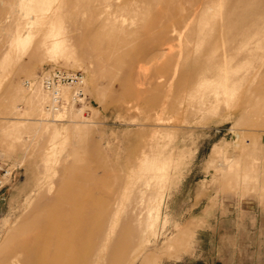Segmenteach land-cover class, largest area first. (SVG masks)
<instances>
[{
  "label": "rangeland",
  "instance_id": "rangeland-1",
  "mask_svg": "<svg viewBox=\"0 0 264 264\" xmlns=\"http://www.w3.org/2000/svg\"><path fill=\"white\" fill-rule=\"evenodd\" d=\"M56 68L86 97L54 114ZM0 154V254L40 234L53 253L46 224L80 202L85 264H264V0H0Z\"/></svg>",
  "mask_w": 264,
  "mask_h": 264
},
{
  "label": "bare ground",
  "instance_id": "bare-ground-1",
  "mask_svg": "<svg viewBox=\"0 0 264 264\" xmlns=\"http://www.w3.org/2000/svg\"><path fill=\"white\" fill-rule=\"evenodd\" d=\"M46 17L47 15L44 16V18ZM34 21H39V19L35 18ZM97 36L99 35L97 34ZM107 36L110 38L109 45L112 48V54L110 55L111 59L116 58V62L118 64H123L125 62V59H123L122 56L127 59H131L129 58V54L127 53L128 44L126 43L127 34H125V31L116 29L115 31L107 34ZM60 45L61 43L59 41L55 42L54 50H58L60 48ZM161 56L162 54H159V52H157L152 55L151 58L156 59L161 58ZM144 58L145 57L143 54L132 57V60H130L131 63L126 68H124V74L127 75V78L123 83L131 88V90H129L128 92H132L133 90L134 93V91H136L137 97L148 93V91H142L138 87L141 84H145L144 82L142 83L141 79V74H145V71L143 72L144 67L142 65H140L139 63V65H136V63L140 62ZM119 67H121V65ZM147 75L148 74H145V76ZM163 78L166 79V81L170 80L168 74L163 73L158 76H153L152 80L149 82L150 86L156 85L157 80ZM64 87L61 88L62 97L66 94V89ZM43 91L45 92L46 96H48V102H46V105L51 104L53 106L52 109L46 108L47 111L54 114L61 112V109H57L54 106L55 100L52 94L45 91L44 89ZM55 134L57 137V141L54 144L64 145L65 136L63 137L64 133L61 126L56 127ZM56 151L57 153H59V149H56ZM73 196L76 197V194H73ZM85 208L86 203L84 204L75 202L70 207V214L59 218L54 222L53 225L46 224L45 229H53L51 234L53 238V244L55 245L53 253H51L50 249H48L47 246V244L50 242L49 238H47L45 234H40L35 236L33 241H23L22 243H20L19 247H15L2 252L0 254V264H81V262L85 264L86 244H84L83 241L86 237V213L81 211ZM62 237L65 238L62 239L63 241H61ZM61 244L67 245L63 248H60L59 245Z\"/></svg>",
  "mask_w": 264,
  "mask_h": 264
},
{
  "label": "built area",
  "instance_id": "built-area-1",
  "mask_svg": "<svg viewBox=\"0 0 264 264\" xmlns=\"http://www.w3.org/2000/svg\"><path fill=\"white\" fill-rule=\"evenodd\" d=\"M86 78L82 72H75L56 68L50 73L46 74L42 79V86L44 90L51 93L54 98V106L61 109L64 106L65 100L61 94V88L64 86L73 87L75 102H83L85 94ZM49 109L53 106L48 105ZM15 170L12 169L9 162L2 158L0 154V191L10 185L14 179Z\"/></svg>",
  "mask_w": 264,
  "mask_h": 264
}]
</instances>
